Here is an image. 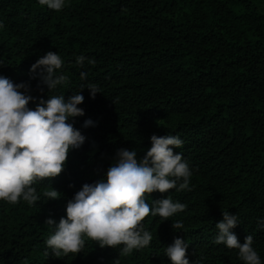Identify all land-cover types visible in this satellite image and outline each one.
<instances>
[{"label": "trees", "instance_id": "obj_1", "mask_svg": "<svg viewBox=\"0 0 264 264\" xmlns=\"http://www.w3.org/2000/svg\"><path fill=\"white\" fill-rule=\"evenodd\" d=\"M47 51L68 77L50 92L29 71ZM0 75L29 85L33 110L52 95H83L84 115L69 122L85 137L60 175L33 185L38 202L0 200V264H171L164 250L177 236L190 264H243L238 249L213 243L223 211L238 216L231 231L241 244L252 235L264 264V0H65L61 11L0 0ZM89 84L100 90L95 98ZM153 134L183 141L174 151L189 164L191 190L153 192L146 202L165 195L186 209L162 222L145 217L153 239L127 256L86 236L83 252L53 255L45 220L65 216L67 201L104 176L118 149L142 158ZM51 187L59 199L44 196ZM175 221L183 229H172Z\"/></svg>", "mask_w": 264, "mask_h": 264}, {"label": "clouds", "instance_id": "obj_2", "mask_svg": "<svg viewBox=\"0 0 264 264\" xmlns=\"http://www.w3.org/2000/svg\"><path fill=\"white\" fill-rule=\"evenodd\" d=\"M38 3L54 11L65 7V0H38ZM86 59L83 55L77 56L76 64L82 67ZM88 63L95 61L88 60ZM63 64L56 52L47 51L31 65V78L38 77L48 92L53 91L68 82L66 75H57ZM87 75V72L80 73L82 80ZM86 88L92 98L100 92L95 84ZM28 91L27 83H14L0 75V200L10 204L18 203L21 198L30 205L38 202L40 196L33 185L60 175L69 150L79 148L85 141L69 122L70 118L84 115V110L77 106L83 102V95L76 93L67 100L64 95H52L47 100L40 99L33 110L28 105L35 98L26 94ZM92 124L91 119H86L83 126ZM149 139L151 146L140 159L135 149H118L104 176L94 183H84L67 201L65 216L58 222L52 218L45 220L54 226V233L46 240L53 255L83 252L86 236L101 248L122 246L120 254L127 256L134 249L148 247L153 239L143 227L145 217L159 216L162 222L186 209L185 204L173 202L165 195L153 199L151 206L146 202V197L153 192L190 191L192 175L188 162L174 151L183 145L179 137L153 134ZM51 189L44 193L47 200L59 199L61 193ZM222 217L216 223L218 234L213 243L238 249L243 264H261L253 247V236L246 235L241 244L231 231L239 224L238 216L223 211ZM257 224L264 228V220H258ZM171 227L183 229L184 225L175 221ZM187 249L184 238L177 236L166 246L164 255L171 264H190Z\"/></svg>", "mask_w": 264, "mask_h": 264}]
</instances>
